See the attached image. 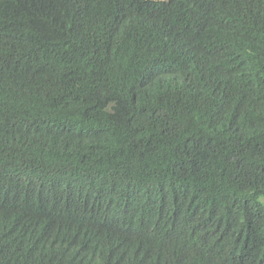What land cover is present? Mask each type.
Segmentation results:
<instances>
[{
  "label": "trees",
  "instance_id": "obj_1",
  "mask_svg": "<svg viewBox=\"0 0 264 264\" xmlns=\"http://www.w3.org/2000/svg\"><path fill=\"white\" fill-rule=\"evenodd\" d=\"M0 264H264V0H0Z\"/></svg>",
  "mask_w": 264,
  "mask_h": 264
}]
</instances>
